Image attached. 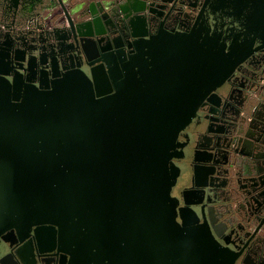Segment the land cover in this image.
<instances>
[{
  "label": "water",
  "instance_id": "1",
  "mask_svg": "<svg viewBox=\"0 0 264 264\" xmlns=\"http://www.w3.org/2000/svg\"><path fill=\"white\" fill-rule=\"evenodd\" d=\"M67 2L0 0V264H264V0Z\"/></svg>",
  "mask_w": 264,
  "mask_h": 264
},
{
  "label": "flooded vegetation",
  "instance_id": "2",
  "mask_svg": "<svg viewBox=\"0 0 264 264\" xmlns=\"http://www.w3.org/2000/svg\"><path fill=\"white\" fill-rule=\"evenodd\" d=\"M84 1H91V0H68V2L65 4L66 6H68V4L73 5L75 3H80ZM227 10L228 7H225L224 10H222V12L221 9L216 10L212 7V3H210L208 6L205 7L204 12L202 14V18L203 19L208 18L207 24H210L211 27H213L216 24L218 29L234 26L232 33L235 34L239 30L238 25L241 22V20L234 19L232 18V16H228V14H225L224 12H226ZM223 23L224 26L221 27L220 24ZM263 94H264V79L259 77L256 78L249 86L244 88L242 94L243 103L236 112V115L234 117V127L229 138V146L232 149L238 148L239 145L241 144L244 138V134L246 133L249 127V123L252 120L254 109L258 104V102L262 99ZM234 154L237 155L238 153H234ZM234 164H235V159L233 157L230 159V166H228L227 201L231 202L232 208H236L237 212L235 213V218L244 229H246L250 233L258 229L257 234H261L262 235L261 238L263 239L258 244L259 246H261L260 250L259 249L257 250V247H255L253 251L262 252L263 251L262 249H264V225H260L258 221H256L250 216L245 204L242 202V195L238 190L237 182L236 179L234 178Z\"/></svg>",
  "mask_w": 264,
  "mask_h": 264
},
{
  "label": "built area",
  "instance_id": "3",
  "mask_svg": "<svg viewBox=\"0 0 264 264\" xmlns=\"http://www.w3.org/2000/svg\"><path fill=\"white\" fill-rule=\"evenodd\" d=\"M62 12V9L60 6L53 10H49L46 12H43L40 17L37 18L38 21H46L49 20L55 13ZM32 21H30L31 23Z\"/></svg>",
  "mask_w": 264,
  "mask_h": 264
}]
</instances>
